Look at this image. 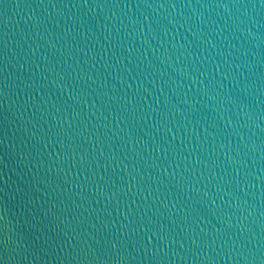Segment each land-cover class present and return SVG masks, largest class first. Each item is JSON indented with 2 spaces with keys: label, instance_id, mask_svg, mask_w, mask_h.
I'll return each instance as SVG.
<instances>
[{
  "label": "water",
  "instance_id": "water-1",
  "mask_svg": "<svg viewBox=\"0 0 264 264\" xmlns=\"http://www.w3.org/2000/svg\"><path fill=\"white\" fill-rule=\"evenodd\" d=\"M0 264H264V0H0Z\"/></svg>",
  "mask_w": 264,
  "mask_h": 264
}]
</instances>
